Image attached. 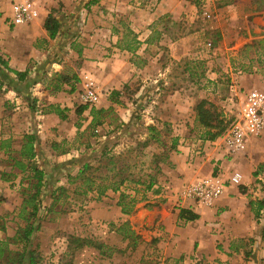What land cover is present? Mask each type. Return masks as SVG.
Here are the masks:
<instances>
[{"label": "rangeland", "instance_id": "obj_1", "mask_svg": "<svg viewBox=\"0 0 264 264\" xmlns=\"http://www.w3.org/2000/svg\"><path fill=\"white\" fill-rule=\"evenodd\" d=\"M37 2L12 26L0 0V264H264V131L220 142L264 93V0ZM210 177L221 195L184 193Z\"/></svg>", "mask_w": 264, "mask_h": 264}, {"label": "built area", "instance_id": "obj_2", "mask_svg": "<svg viewBox=\"0 0 264 264\" xmlns=\"http://www.w3.org/2000/svg\"><path fill=\"white\" fill-rule=\"evenodd\" d=\"M11 13L9 23L12 26L26 25L39 18L40 11L37 0H9ZM81 98L85 103L95 102L97 95L93 83H87ZM264 131V93L249 90L242 98L235 118L230 122L226 131L221 135L222 146L228 147V153L245 150L248 136H259ZM241 175L235 173L233 182H239ZM224 185L216 177L207 178L196 185H190L185 190L186 195L201 196L211 201L223 193Z\"/></svg>", "mask_w": 264, "mask_h": 264}, {"label": "trees", "instance_id": "obj_3", "mask_svg": "<svg viewBox=\"0 0 264 264\" xmlns=\"http://www.w3.org/2000/svg\"><path fill=\"white\" fill-rule=\"evenodd\" d=\"M58 27H59V23L58 21L53 18L48 16L45 19L44 22V28L45 30L48 32L49 37L52 39L55 37L57 31H58ZM3 64H6L5 62H3ZM11 71H13L15 74H17L19 76V78H21L23 76V73L19 72V71H15L13 69H11ZM205 102L201 101L198 106H197V115H198V119L199 122L202 123L204 125V127L206 128H212L215 127V124H213L212 120V114L210 112V110L208 108L204 107ZM87 107V105H84L80 108L79 111L85 109ZM91 110H94L93 108ZM224 130V126L219 127L216 131L212 132V131H208L207 132V139L213 140L215 139L221 132H223ZM23 153L22 155H25L26 157H28V159H33L35 156V151H34V147H33V137L32 135H29L27 137V142L25 144V146L22 149ZM33 171L35 172V177L38 178V183H40L41 181V171H39L38 169H36V167H33ZM199 217V215L189 209H184L181 208L179 210L178 213V219H183L185 221H192L195 220ZM33 231V227L31 225H27L24 228V238H27ZM29 264H34V259L33 256L30 255V259H29Z\"/></svg>", "mask_w": 264, "mask_h": 264}, {"label": "crops", "instance_id": "obj_4", "mask_svg": "<svg viewBox=\"0 0 264 264\" xmlns=\"http://www.w3.org/2000/svg\"><path fill=\"white\" fill-rule=\"evenodd\" d=\"M230 190H231V189H229V187H228L227 194L229 193ZM227 199H229V196L227 197ZM219 202H222V201H218V203H219Z\"/></svg>", "mask_w": 264, "mask_h": 264}]
</instances>
